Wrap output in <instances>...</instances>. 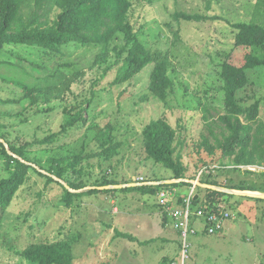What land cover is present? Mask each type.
Returning a JSON list of instances; mask_svg holds the SVG:
<instances>
[{"label":"rangeland","instance_id":"1","mask_svg":"<svg viewBox=\"0 0 264 264\" xmlns=\"http://www.w3.org/2000/svg\"><path fill=\"white\" fill-rule=\"evenodd\" d=\"M131 1L128 19L133 31L148 50L168 61L171 85L163 98L149 90L152 65L119 82L121 64L108 68L112 51H107L105 62L96 58L99 44L69 42L56 50L21 44L0 47V143L27 165L0 221V264H36L21 251L54 241L68 242L72 264H173L179 259L180 241L170 225L167 202L157 190L165 191L168 199H179L192 180L202 177L198 173L203 167L214 166L203 177L215 179V186L244 185L250 189L233 190L264 193L258 167L242 170L231 157L220 158V150L210 154L198 147L204 137L211 144L213 134L221 137L224 126L218 115L225 108L220 64L224 53L238 60L253 51L234 45L233 25L251 20L258 0ZM259 13L264 22V6ZM24 59L38 68H23ZM246 72L248 83L237 99L244 106L259 102L264 135V66ZM46 85H51L46 96L24 94L23 87ZM32 97L37 107L51 109L34 113L29 109ZM80 110L84 119L62 130L66 113ZM158 118L175 130V153L180 154L188 181L169 182L178 178L144 144L143 129ZM101 132L108 134V144ZM10 144L25 151V157L13 153ZM75 155L74 168L67 167L60 177L52 171V157L65 166ZM14 169L0 152V180ZM137 182L159 187L147 193L124 189ZM120 184L124 186L116 187ZM63 187L71 193L69 203ZM195 187L200 195L196 204L222 205L231 217L221 231L190 236L184 264H264V198ZM94 188L99 191L86 192Z\"/></svg>","mask_w":264,"mask_h":264},{"label":"trees","instance_id":"2","mask_svg":"<svg viewBox=\"0 0 264 264\" xmlns=\"http://www.w3.org/2000/svg\"><path fill=\"white\" fill-rule=\"evenodd\" d=\"M131 6V0H0V47L6 44H21L56 50L58 46L69 42L83 45L99 44L101 49L96 58H101V62H105L108 59L107 51H112L114 59L108 68L112 63L121 64L120 68L123 70V74L119 78V82L132 78L143 68L152 65L148 81L149 90L163 98L171 85V80L167 75V58L161 56L160 52H151L141 43L128 19ZM262 6H264V0L256 1L251 20L237 22L233 25L236 29L234 45L251 47L253 51L245 52L238 60L232 59L231 52L224 53V60L221 62L219 70L222 82L219 89L223 91L225 113L218 115V120L223 124L224 129L220 131L221 137L210 131L214 136V143L211 144L208 138L204 137L198 144V147H205L210 154L220 150V158L231 157L233 162L238 165H264L263 126L258 121L259 102L255 101L244 106L237 99L238 91L248 83L246 71L264 66V54L254 52V50H264V22L261 20V13H259ZM54 10H56V14L51 16ZM185 18L197 19L200 17L186 15ZM20 66L38 68L37 65L25 59L23 64L20 63ZM50 86L23 87L24 94L46 96ZM36 97H32L29 109H34V113L51 109L50 106L44 109L37 107ZM47 98L49 97L45 99ZM204 111H207L205 106ZM66 114L62 130L84 119L81 110L75 111L73 114L70 112ZM101 135L106 142L109 140L108 134L105 132H101ZM143 140L149 154L164 167L174 172L173 178H180L182 181L186 179L185 166L180 154L175 153V130L167 120L158 118L150 121L143 129ZM0 145V152L7 156L15 167L9 177L0 180L1 221L3 212L9 206L21 184L22 175L27 165L8 154L2 143ZM10 150L21 158L25 157V151L15 148L12 144H10ZM77 159L78 156L75 155L72 161H68L65 166H62L60 158L52 157V171L60 177L67 167L74 168ZM258 175L264 176V171ZM199 181L218 185L215 179L203 176ZM158 187L159 185H140L137 182L124 189L147 193L154 192ZM230 188L250 189L244 185L231 186ZM63 189L64 199L69 203L71 193L66 187ZM206 190L214 194L227 193L208 188ZM97 191L99 189L94 188L86 192ZM199 201L200 198H197L196 202ZM204 203L211 204L212 202L205 200ZM117 234L130 240L135 239L130 234L119 232ZM147 242L149 241L140 243ZM21 253L26 259L36 264H72L73 261L70 245L66 241L32 244L23 249Z\"/></svg>","mask_w":264,"mask_h":264},{"label":"built area","instance_id":"3","mask_svg":"<svg viewBox=\"0 0 264 264\" xmlns=\"http://www.w3.org/2000/svg\"><path fill=\"white\" fill-rule=\"evenodd\" d=\"M238 167L242 170L257 169L258 167L260 170L264 171V165L240 164ZM209 168L212 169L215 167H203L199 171L198 177L201 175L203 176L205 173L207 174ZM197 181H199L198 178ZM195 186H197L196 183L191 182L187 192L181 195L179 199H168V195L165 191H156L157 196L162 199V202H167L166 211L170 218V225L177 231L180 241L179 259L177 262H173V264H184L188 252L190 236L200 231L206 234H214L221 231L231 217V214L226 211L222 205L209 207L205 204H196V199L200 198V195L195 191ZM195 195H198L197 198H195Z\"/></svg>","mask_w":264,"mask_h":264},{"label":"water","instance_id":"4","mask_svg":"<svg viewBox=\"0 0 264 264\" xmlns=\"http://www.w3.org/2000/svg\"><path fill=\"white\" fill-rule=\"evenodd\" d=\"M180 181V179H173V180H170L169 182H176V181ZM184 180V179H183ZM182 181V179H181ZM184 181H188V179H185ZM191 182H195L196 185H200V186H203L205 188H209V189H217V190H220V191H226V192H231V193H237V194H245V195H250V196H255V197H260V198H264V193H250V192H247V191H236V190H233V189H226V188H222V187H217L215 185H211V184H207V183H201L200 181H191ZM136 183H130L128 184L127 186H130V185H135ZM124 185H116V187H123ZM198 195H195V198H197Z\"/></svg>","mask_w":264,"mask_h":264}]
</instances>
